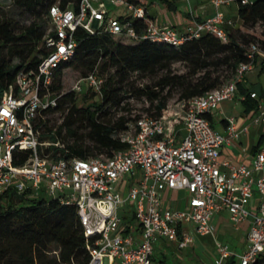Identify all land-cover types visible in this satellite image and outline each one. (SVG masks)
<instances>
[{
	"label": "built area",
	"instance_id": "built-area-1",
	"mask_svg": "<svg viewBox=\"0 0 264 264\" xmlns=\"http://www.w3.org/2000/svg\"><path fill=\"white\" fill-rule=\"evenodd\" d=\"M178 2L190 6L189 0ZM251 2L209 0L213 11L201 19L190 7L189 22L181 33L176 27L149 20L145 2L80 0L76 10L51 6L42 40L46 52L37 69L18 72L14 84L0 98V204L4 193L13 190L31 199L44 191L74 205L84 235L91 239L87 264H163L156 258L163 241L184 250L192 245L195 235L214 237L211 221L222 211L228 212L234 227L247 218H251V227L241 252L215 241L212 264H253L264 257V146L257 149L249 165L218 160L220 150L237 145L251 127L264 129V98L255 92L248 94L256 102V113L239 129L237 120L230 117L220 133L208 119L223 102L237 97L238 85L258 60L264 71V52L258 44L246 48L248 62L238 65L228 83L179 101L176 111L166 108L157 118L141 116L127 124L115 135L124 150L110 157L51 159L44 150L59 144L40 141L35 127L39 118H45L43 112L56 108L67 93L101 97L104 79L96 72L69 90L52 88L57 67L74 53L77 29L90 35L142 38L173 46L204 35L226 43L227 32L235 23L226 19L225 10ZM108 4L125 7L128 15L112 16ZM136 20L148 24L140 34L134 27ZM173 191L187 193L184 208L169 206L170 199L164 194ZM253 199L255 211L251 213L247 208Z\"/></svg>",
	"mask_w": 264,
	"mask_h": 264
},
{
	"label": "trees",
	"instance_id": "trees-1",
	"mask_svg": "<svg viewBox=\"0 0 264 264\" xmlns=\"http://www.w3.org/2000/svg\"><path fill=\"white\" fill-rule=\"evenodd\" d=\"M12 1L17 8L31 15L32 23L21 27L11 19L0 18V98L14 84L18 72L37 69L46 52L42 47L46 29L42 20L49 8L57 4L61 9L76 10L80 0ZM128 1L144 3L146 0ZM162 2L169 10H175L174 1ZM237 17L243 27L252 28L257 24L264 27V0L239 5ZM147 18L152 20L150 16ZM147 25L146 20L134 22L138 34L144 32ZM227 34L226 43L204 35L173 46L142 38L102 33L90 35L77 29L74 53L57 67L52 88L64 90L63 81L69 70L78 74L72 85L96 72L104 79L101 97L96 98L92 93L82 97L67 93L56 108L43 112L45 118H39L35 126L39 139L59 144L44 150V154L51 159L66 160L110 157L114 152L124 150L125 146L115 135L132 121L125 117L113 120L109 113L120 107L128 94L145 97L150 107L147 111L153 110L151 117L157 118L167 108L172 93H177L178 101H187L228 83L238 65L248 62L246 48L250 44H258L264 52V38L257 40L235 35L232 29ZM177 64L182 65L183 72L175 70ZM132 74L148 77L151 83L133 88L129 84ZM257 93L259 98H264L262 89ZM242 94L253 101L248 98L249 93L242 91ZM83 129L87 130L92 146L84 143V136L79 133ZM263 141L264 136L261 137ZM90 242L91 239L84 235L74 205L64 204L56 198L49 201L40 197L31 199L13 190L2 196L0 264H87V244ZM253 264H264V257L257 258Z\"/></svg>",
	"mask_w": 264,
	"mask_h": 264
},
{
	"label": "rangeland",
	"instance_id": "rangeland-1",
	"mask_svg": "<svg viewBox=\"0 0 264 264\" xmlns=\"http://www.w3.org/2000/svg\"><path fill=\"white\" fill-rule=\"evenodd\" d=\"M148 4L152 2L153 0H147ZM176 3V10L174 11L178 15H183L184 13H188V6L186 4H182L178 2V0H172ZM198 3L197 12L199 11V8L201 5L208 2V0H196ZM108 10H110L111 15L114 17H125L127 14V11L125 7H113L112 5H107ZM165 8V7H164ZM161 8V9H164ZM160 15V14H159ZM168 15H170L168 11ZM164 15L161 14V17ZM159 17V16H158ZM0 18L1 19H11L12 21L16 22L18 26L26 27L32 23V17L27 12L17 8L12 0H0ZM171 18V17H170ZM237 20V18H236ZM238 21V20H237ZM48 20L46 17L42 20V26H45L47 28L48 26ZM46 30V29H45ZM233 33L235 35H244L247 38H254L257 40H262L264 38L263 32L264 27L260 24H257L256 26L249 28V27H243L239 24H235L234 28L232 29ZM45 33V32H44ZM14 63H16L14 61ZM175 70L179 73L184 71V68L182 65L177 64L175 65ZM258 69V66L256 67ZM250 77V76H249ZM78 78V74L73 71L69 70L66 74V78L63 81L64 89L69 90L72 86V83ZM251 78V77H250ZM151 83V79L148 77H139L136 74H132L129 78V84L133 86V88H142L145 85H149ZM248 87H252L253 90L259 91L262 89L264 91V74L262 76L258 77L254 76L252 77L248 82ZM127 88V87H126ZM177 93H172L171 97L168 100L167 108L171 111L178 110V100H177ZM149 101L145 97H141L138 95H135L133 93L128 94L126 99L123 101L120 107L116 109H112L110 111V116L113 118V120L117 119L118 117H125L127 119H130L132 123L141 116H150L153 110H149ZM225 114L222 116H232V117H240L243 112V106L240 103H236L235 105H231L230 107L224 108ZM56 117V116H54ZM59 123V122H58ZM177 127V129H179ZM219 129V128H217ZM255 135H259L262 132L261 127H256L254 129ZM80 134H83V141L86 145L92 146V141L87 136V130H82L79 132ZM181 136H185V132L181 131ZM252 136V134H250ZM249 136V138H250ZM256 138H251L248 142H245L244 144H248V147H254ZM264 145V144H263ZM128 185V184H127ZM38 197L45 199L46 201H49L54 198V195L46 194L44 191H40L38 193ZM179 197H181L179 195ZM177 204H181L178 202ZM226 219L218 220V223H216L215 228V234L214 238L212 236H199L195 235L192 245H190L188 248L184 250H178L176 247H168L163 250L165 257H162L158 252L156 254V258H158L163 264H212L213 256H214V240L217 242H228L231 244L232 248L236 247L237 240L234 237V234L232 233V227L230 224L226 222ZM240 232L242 234H245L247 232V225L241 224L240 226ZM54 250V249H53Z\"/></svg>",
	"mask_w": 264,
	"mask_h": 264
},
{
	"label": "crops",
	"instance_id": "crops-1",
	"mask_svg": "<svg viewBox=\"0 0 264 264\" xmlns=\"http://www.w3.org/2000/svg\"><path fill=\"white\" fill-rule=\"evenodd\" d=\"M147 2L148 1L146 0L145 6H146V9L148 11V14L154 20V23L159 25V26H165V25L173 26V27H176V30L179 33H181L183 27L189 22L188 13H184L183 15L176 14L174 12L176 10V8H175V10H169L164 5L162 0H153L152 2H150V4H148ZM189 4H190V6L186 4L188 6V11H189V8L191 7L193 9L194 13L199 17V19L204 18L207 15H210L213 11L209 5V0L207 3L201 5L198 12H197L198 3L196 0H189ZM175 5H176V3H175ZM176 7H178V5ZM161 8H164V9H161ZM168 11H169L170 15H168ZM161 14H163L164 16L161 17ZM176 16H178V17H176ZM225 16H226L227 20L232 19V21L235 24L241 25V22L237 17V7L235 5L230 6L229 8H227L225 10ZM236 18L238 21L236 20ZM257 66H258V69H256ZM263 74H264V71L262 69L261 61L258 60L253 71L248 73L245 76L244 81L239 85V88L237 90V97L232 101L223 102L219 106L216 114L214 116L210 117L211 126L216 131L223 133L224 129H225V120L227 118L232 117V116H222L225 114V111H224L225 106L230 107L231 105H233V104L235 105L236 103L242 104L243 112H242L241 116L240 117H238V116L233 117L237 120L238 129L241 126L245 125L255 115V113H256V108H255L256 102L254 100L249 101L248 99L245 102H241L239 100V98L241 96L246 95V94H242V91L246 92V93L255 92L258 95V93H257L258 91L253 90L252 87H248V84H249L248 82L252 77L257 76L259 79V77L262 76ZM261 99H263V98H261ZM217 128H219V129H217ZM255 128L256 127H251L247 134L241 135L240 140H239L237 145L235 144V145L224 146L220 150L218 160L219 161L228 160V161H231L235 165H238V164L249 165L251 160H252V157L255 154V152L257 151V149L264 146L263 145L264 141L261 142V137L264 136V129L262 130V132L259 135H255L254 134ZM250 134H252V136H250ZM249 136H250V138H249ZM251 138H253V139L256 138V141H255L254 147L249 148L248 144H244V143L248 142ZM242 149H243V151H242ZM179 195L181 197H179ZM186 197H187L186 192L173 191V192H166L164 194L165 199H167V200L170 199L168 204L172 209L184 208V206L186 204ZM178 202H180L181 204H177ZM247 209L251 213H253L255 211V199H253L251 201V203L248 205ZM223 218L226 219L227 220L226 222L231 225L232 230H233L232 233L234 234V237L237 240V244H236L235 248H232L231 244H229L228 242H220V243L227 245L234 252H241L245 246L246 236H247V233L249 232L250 227H251V218H247L246 220H244L243 222L238 224L237 227H234L233 224L229 221L228 212L222 211L213 217V219L211 221L212 226H214V228H216V226H217L216 223H218V220L220 221ZM241 224H246L248 227L247 232L245 234H242L240 232L241 230H240L239 226ZM209 236H211V235H209ZM170 246L174 247L172 243L166 244L163 241L161 243L159 250H157L156 254L158 252H160L159 254L162 257H165L163 250H165V248H168ZM214 249H215V240H214Z\"/></svg>",
	"mask_w": 264,
	"mask_h": 264
}]
</instances>
